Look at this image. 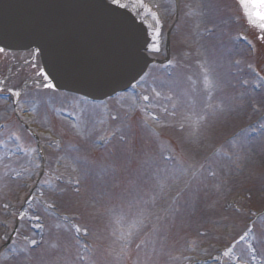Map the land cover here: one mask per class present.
Here are the masks:
<instances>
[{"label": "rangeland", "instance_id": "obj_1", "mask_svg": "<svg viewBox=\"0 0 264 264\" xmlns=\"http://www.w3.org/2000/svg\"><path fill=\"white\" fill-rule=\"evenodd\" d=\"M174 1L179 5L175 22L168 16L173 0H144L157 13L161 22L160 38L162 28L169 26L174 66L170 76H164L154 66L149 68L145 80L141 82V87L153 96L147 106L139 110L134 108L131 97L115 99L118 101L115 102L117 104L113 113L97 115L98 112L90 116L95 111L81 112L82 108L76 103L75 97L41 91L34 92L30 97L37 110L32 112L33 117L31 114L29 119L32 118L34 122L36 118L41 130L48 131L52 134L50 137L60 140L59 147L63 152L53 156L51 162L54 169L51 172L61 176L62 182L49 176L51 185L43 182L36 184L31 192L30 202L19 207L20 233L27 240L36 238L35 232L30 230L29 217L43 219L41 226L44 230L49 227L51 218L44 214V206L50 203L55 208L59 207L61 212H67L69 217L77 218L76 213L83 214L78 217L79 222H74L86 229L90 224L92 244L95 243L94 238L102 245L105 244L106 256H110L111 260L107 261L106 256L99 257L95 253L85 263L75 260L73 250L64 248L67 247V237L55 234L51 240L56 243L57 248L37 252V255H33L24 264H128L133 243H130V237H118L122 232L130 230L132 240H136L143 234L145 225L153 227L155 224V229L158 228L154 230V234H150L152 245L146 252L144 247L143 252L138 253L139 264H169L168 261L161 263V260L165 261L170 254L176 252L179 255L175 262L178 264H195L197 260L223 251L244 235L246 226L242 224L239 227V223L247 220L248 216L232 210L229 212L228 208L224 210L227 200L232 199L242 207L254 210L264 207V130H259L261 132L257 139L247 140L248 136L242 134L244 136L237 137L236 142L227 145L228 138L248 124V119L244 122V113L250 96L237 88L238 81L232 76V68L243 69L241 65L234 67V59L243 61L248 54L245 50L232 54L230 43L233 44L234 35L230 32H240L238 25L236 26L237 17L233 21L229 17L224 20L228 13L230 17L237 15L238 8L233 0ZM148 21L152 22L150 17ZM241 21L243 23L242 18ZM241 27L242 33L251 32L255 36L245 24ZM262 40L264 47V39ZM163 46L164 43L160 42V51L154 57L161 59L164 56ZM261 54L264 55V50ZM30 57L28 54L0 56V81H4L3 87L13 88L23 76L10 74V60ZM255 64L264 76V56L260 59L257 56ZM202 68L207 70L209 77L210 83L207 86ZM250 95L259 104L258 97L262 95L259 92ZM71 105L78 107L80 112L68 107ZM58 110L78 117L77 123L59 117ZM9 112L5 98H0V119H13ZM19 114L22 116L21 112ZM12 119L8 128L16 126L17 120ZM146 121L151 126L156 124L157 129L162 130L158 143L157 139L152 138L151 131H148ZM106 125H110V130L120 127L118 138L121 139L113 143L111 141V149L99 150L94 146L95 135L106 131ZM126 125L128 126L125 127ZM114 133L118 134L116 130ZM40 134L44 136L43 133ZM5 136L6 134L0 138ZM8 142L14 148L13 143ZM166 148L175 151L182 158V164L174 167L166 165ZM211 148L217 151L215 154L218 153L220 158L211 153L208 172L189 183V174L181 168L193 169L198 166L200 158L203 162L209 151H212ZM43 150L46 154L52 149L44 146ZM206 151L207 154L202 156ZM25 157L19 162V167H12L13 156L0 158V203H3L6 194L9 195L16 189L15 183L10 181L12 175L20 170L18 181L31 182L33 174L39 170V165L36 164L37 168L32 171L28 167V160H24ZM53 162L58 167H53ZM76 179L79 185L74 188L71 180ZM178 191L180 200L176 202ZM170 203H173V210L168 212L167 209L172 206ZM0 212L2 217L4 213L1 208ZM159 220L161 224L157 226ZM71 221L72 219L63 226V232ZM133 224L135 226L130 227ZM200 230H207L212 235L200 237ZM74 237L77 244L78 238L75 234ZM186 237L189 241L194 238L195 245L185 246ZM254 240L255 236L250 234L244 243L234 245L231 256H237L241 264H264V241L256 249L253 247L256 243ZM45 245L44 247L47 246ZM199 249L205 250V253L199 252ZM257 257L262 260L259 261ZM17 263L14 260L6 264Z\"/></svg>", "mask_w": 264, "mask_h": 264}, {"label": "water", "instance_id": "obj_2", "mask_svg": "<svg viewBox=\"0 0 264 264\" xmlns=\"http://www.w3.org/2000/svg\"><path fill=\"white\" fill-rule=\"evenodd\" d=\"M49 1L0 0V47H36L51 82L60 90L104 98L117 82L123 86L134 80V59L139 71L145 66L138 53L145 43L144 31L127 13L108 11L102 0H60L46 26L38 27L31 38L20 36L15 24L18 13L32 17ZM99 28L107 32L92 36Z\"/></svg>", "mask_w": 264, "mask_h": 264}, {"label": "snow or ice", "instance_id": "obj_3", "mask_svg": "<svg viewBox=\"0 0 264 264\" xmlns=\"http://www.w3.org/2000/svg\"><path fill=\"white\" fill-rule=\"evenodd\" d=\"M240 4L244 9V14L247 17L249 23L264 32V0H240ZM113 6L116 10H127L128 12L132 13L134 15V18L138 20L140 24L145 25L146 29L150 30V38L146 37L145 43L143 45V51L140 52L139 55L158 53L160 51L161 22L157 16V13L153 11L151 7L147 6L144 3V0H128V2H125V0H106L104 7L108 11H112ZM149 17L151 18V23H149L148 21ZM260 38L264 39V36ZM4 51V48H0V52ZM33 55H35V53H33ZM32 66L35 67L34 59L32 61ZM202 70L205 72L204 80L207 86L210 83L209 77L206 74L207 70L203 68ZM38 75L43 77V80L45 82L43 86L45 88L55 91L56 86L51 82L50 76L45 69L41 68L38 72ZM146 75L147 73H144V76ZM144 76H140L141 81L144 79ZM3 83L4 81H0V85H2ZM131 86L134 89L137 85L134 83ZM0 92H5L4 98H8L9 94L12 97L20 96V92L13 90L12 88H7V90L5 91L4 88L0 87ZM157 95H159V93H157ZM143 99L148 100L149 98L147 96H144ZM113 119H115V117H113ZM200 119H203V117H200ZM21 218H23V214H21ZM34 219L39 220V217H34ZM134 226L135 224L130 227ZM76 231L80 232V229L77 228ZM84 231L86 234L87 230L85 229ZM249 231H251V229H249ZM131 234L132 233L130 230L127 232H122L121 236L118 237V239H125L127 237H130ZM247 235L248 232H245L244 235H242L239 239L243 240ZM31 244L35 246L38 244V241L32 240ZM231 251L232 248L230 247L226 252H224V255L227 256Z\"/></svg>", "mask_w": 264, "mask_h": 264}]
</instances>
